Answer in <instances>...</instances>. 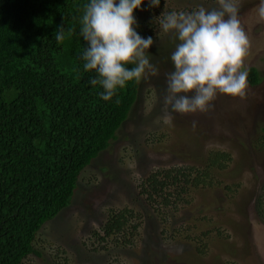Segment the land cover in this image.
Returning <instances> with one entry per match:
<instances>
[{
	"label": "rangeland",
	"instance_id": "1",
	"mask_svg": "<svg viewBox=\"0 0 264 264\" xmlns=\"http://www.w3.org/2000/svg\"><path fill=\"white\" fill-rule=\"evenodd\" d=\"M260 2L241 0L239 11L252 42L246 67L259 72L260 82L248 83L245 99L218 95L207 112L180 114L170 107L166 113L163 104L179 41L163 33L155 19L163 11L211 9L216 0H160L155 8L145 0L135 17L141 37L154 40L148 58L158 74L138 82L116 138L81 171L71 203L40 227L34 252L22 264H264V222L255 207L259 201L264 208ZM208 150L230 157L227 167L214 174V186L191 188L176 202L171 195L166 206L160 197L150 200L142 192L150 189L143 183L150 172L198 167ZM119 213L122 232L104 236L101 226Z\"/></svg>",
	"mask_w": 264,
	"mask_h": 264
},
{
	"label": "trees",
	"instance_id": "2",
	"mask_svg": "<svg viewBox=\"0 0 264 264\" xmlns=\"http://www.w3.org/2000/svg\"><path fill=\"white\" fill-rule=\"evenodd\" d=\"M88 3L0 0V264H22L34 252L38 230L71 203L81 171L116 138L136 99V81L110 101L90 83L97 74L83 67L88 44L80 34ZM61 26L65 39L58 43ZM248 73L250 85L260 81L257 70ZM229 160L228 153L208 150L198 167L150 172L143 182L150 189L142 192L166 206L171 195L176 202L191 188L214 186V174ZM255 207L264 222L261 203ZM123 226L119 213L101 230L108 236Z\"/></svg>",
	"mask_w": 264,
	"mask_h": 264
},
{
	"label": "clouds",
	"instance_id": "3",
	"mask_svg": "<svg viewBox=\"0 0 264 264\" xmlns=\"http://www.w3.org/2000/svg\"><path fill=\"white\" fill-rule=\"evenodd\" d=\"M240 2L216 0L217 6L211 9L199 5L191 11H163L155 19L163 33L179 41L171 54L174 71L166 77V113L169 107L180 114L207 112L218 95L246 98V60L252 42L239 18ZM143 3L144 0H90L84 6L80 34L88 47L82 56L83 67L97 74L90 83L102 86L104 101L112 100L128 82L158 74L148 58L153 38H142L136 31L134 12ZM148 4L155 8L160 0H148ZM256 12L259 21H264V0ZM55 39L58 43L65 39L63 26L56 31Z\"/></svg>",
	"mask_w": 264,
	"mask_h": 264
},
{
	"label": "flooded vegetation",
	"instance_id": "4",
	"mask_svg": "<svg viewBox=\"0 0 264 264\" xmlns=\"http://www.w3.org/2000/svg\"><path fill=\"white\" fill-rule=\"evenodd\" d=\"M259 76H260V74H259ZM261 77V76H260ZM261 80V79H260ZM260 82V81H259Z\"/></svg>",
	"mask_w": 264,
	"mask_h": 264
}]
</instances>
